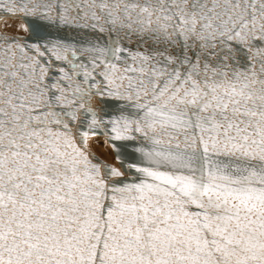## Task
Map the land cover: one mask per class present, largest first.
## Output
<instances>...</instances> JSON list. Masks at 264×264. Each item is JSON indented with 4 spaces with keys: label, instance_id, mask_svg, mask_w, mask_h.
I'll use <instances>...</instances> for the list:
<instances>
[{
    "label": "snow or ice",
    "instance_id": "obj_1",
    "mask_svg": "<svg viewBox=\"0 0 264 264\" xmlns=\"http://www.w3.org/2000/svg\"><path fill=\"white\" fill-rule=\"evenodd\" d=\"M0 264H264V0H0Z\"/></svg>",
    "mask_w": 264,
    "mask_h": 264
},
{
    "label": "rangeland",
    "instance_id": "obj_2",
    "mask_svg": "<svg viewBox=\"0 0 264 264\" xmlns=\"http://www.w3.org/2000/svg\"><path fill=\"white\" fill-rule=\"evenodd\" d=\"M99 151H102V150H98V152H99Z\"/></svg>",
    "mask_w": 264,
    "mask_h": 264
}]
</instances>
